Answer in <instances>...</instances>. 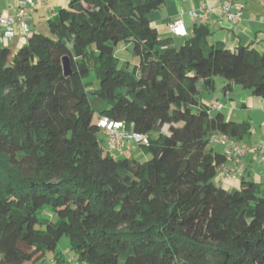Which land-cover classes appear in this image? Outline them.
<instances>
[{
    "label": "trees",
    "instance_id": "1",
    "mask_svg": "<svg viewBox=\"0 0 264 264\" xmlns=\"http://www.w3.org/2000/svg\"><path fill=\"white\" fill-rule=\"evenodd\" d=\"M164 3L69 0L49 36L30 30L12 57L0 45V264H66L47 258L63 236L78 264H264V192L215 185L228 160L209 144L251 126L202 100L220 77L264 104V50L211 43L205 24L174 47L149 21ZM102 119L151 158L116 159Z\"/></svg>",
    "mask_w": 264,
    "mask_h": 264
},
{
    "label": "crops",
    "instance_id": "2",
    "mask_svg": "<svg viewBox=\"0 0 264 264\" xmlns=\"http://www.w3.org/2000/svg\"><path fill=\"white\" fill-rule=\"evenodd\" d=\"M20 1L0 0V17L14 16ZM33 2L34 7L27 10V24L30 30L40 33L47 26L52 14L65 7L69 0H33ZM225 2L237 3L242 6L243 16L239 23L230 24L227 22L226 15L222 11V4ZM200 6L209 10L208 18L204 22L210 32L209 42H223L231 49H236L239 46H251L258 51L264 50V0H165L159 10L149 14L150 25L157 31L160 40H170L172 46L179 47L191 37L195 25H201L199 21H194L190 17V13L198 10ZM177 20L184 24L188 33L186 38L172 36L170 24ZM25 39L26 36L16 29L15 37L11 41H7L5 46L15 49L18 45H22ZM222 93L224 100L221 101L216 97L213 102L220 103L223 106L222 114L224 115V111H227L228 118L233 121L236 120V114H239L244 119L243 121L247 120L251 126V132L239 142L241 146L244 144L242 147L246 151L242 159L244 165L242 174L235 179L223 177L221 174L216 180L220 185H229L231 189H236L238 179L242 178V180L259 184L264 192V163H260V158H264L263 101L252 96L248 90L238 89V85H233L230 91ZM205 103L211 105L210 102ZM216 112L211 110L212 115ZM130 144L132 143H126L122 152L114 154H124L128 148H134V144ZM218 146L213 148L216 149ZM220 152L224 153V150L222 149Z\"/></svg>",
    "mask_w": 264,
    "mask_h": 264
},
{
    "label": "built area",
    "instance_id": "3",
    "mask_svg": "<svg viewBox=\"0 0 264 264\" xmlns=\"http://www.w3.org/2000/svg\"><path fill=\"white\" fill-rule=\"evenodd\" d=\"M30 7H34L33 0H21L18 3L14 16L6 18L0 17V45L6 41H11L15 37L16 29H19L25 36L29 33L30 28L27 24V10ZM222 11L226 15L227 22L230 24H237L242 20V6L237 3H223ZM208 13L209 10L206 7L200 6L198 10L190 13V17L194 21H199L201 24H204L208 18ZM170 31L173 37L185 38L188 35L184 24L179 20L170 24ZM210 106L213 110H222L223 108L218 102H213ZM98 127L105 137L106 148L110 153L122 152L126 143L147 144L148 142L146 137L142 135L127 132L123 123L102 119L98 123ZM212 142L223 147L224 154L228 160L226 164L218 168L219 175L222 174L223 177L229 179H235L241 175L244 169L242 159L246 153L245 149L239 143L224 136H215L212 138ZM260 163H264V158H260ZM48 264L55 263L49 261ZM66 264H78V262L73 258L67 260Z\"/></svg>",
    "mask_w": 264,
    "mask_h": 264
},
{
    "label": "rangeland",
    "instance_id": "4",
    "mask_svg": "<svg viewBox=\"0 0 264 264\" xmlns=\"http://www.w3.org/2000/svg\"><path fill=\"white\" fill-rule=\"evenodd\" d=\"M135 1H138V0H135ZM40 34H43L45 36H49L48 27L46 26L45 29L40 32ZM25 44H26V39L22 43V45H18V47H16L15 49H13L11 47H7L9 50L10 56L12 57L14 55V53L17 50H19L22 46H24ZM259 52H262V51H259ZM116 57L120 62H130L131 65H135L138 63V59L136 57H133L128 51H126L124 44H120L117 47ZM225 85H226V82L222 78L216 77L215 78V90L212 92H209V93H207V92L202 93V100L205 102H210L212 104L214 99L217 97L219 100L223 101L224 97H223V93H222V88ZM238 89H241L240 86H238ZM237 98H238V96H237ZM224 116H225V119H228L229 115H228L227 111H224ZM236 116H237L236 120H234V121L236 123H242L244 119L239 114H236ZM245 118L247 119V116ZM95 120H96V118H95ZM166 130H167V127H164L163 131H166ZM132 144H130V145H132ZM209 144H210V146H212V140L209 141ZM101 145L103 148H105V142L104 141L101 142ZM243 145L244 144H242V146ZM133 147L134 148H131V149L128 148L124 154H120V153L114 154L115 158L116 159H123V158L134 159L140 163H145L151 158V155L147 151V149L140 147L138 144H134ZM213 147H215V146H213ZM222 149H223L222 146H218V148H216L215 150L217 152L218 151L220 152V151H222ZM241 181H242V178H239L238 182H237L238 187L235 190H238L240 188ZM213 183L215 185H218V182L216 179L213 180ZM224 188L227 190H232L231 187H229V185H225ZM55 255H59V256L65 258L66 260L74 258L75 253L70 249L69 240L66 236H63L60 238V240L57 244V247L53 253H47V258L49 260H52Z\"/></svg>",
    "mask_w": 264,
    "mask_h": 264
},
{
    "label": "water",
    "instance_id": "5",
    "mask_svg": "<svg viewBox=\"0 0 264 264\" xmlns=\"http://www.w3.org/2000/svg\"><path fill=\"white\" fill-rule=\"evenodd\" d=\"M62 69H63V74L66 78L72 74L70 60L68 57H64L62 59Z\"/></svg>",
    "mask_w": 264,
    "mask_h": 264
}]
</instances>
